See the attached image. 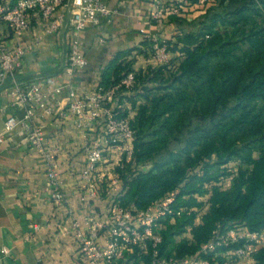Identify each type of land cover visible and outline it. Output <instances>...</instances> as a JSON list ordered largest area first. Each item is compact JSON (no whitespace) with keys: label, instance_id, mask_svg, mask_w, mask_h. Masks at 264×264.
Here are the masks:
<instances>
[{"label":"trees","instance_id":"16d2710c","mask_svg":"<svg viewBox=\"0 0 264 264\" xmlns=\"http://www.w3.org/2000/svg\"><path fill=\"white\" fill-rule=\"evenodd\" d=\"M218 7L205 13L199 32L171 45L184 58L168 82L145 89L132 119L135 162L122 174L124 194L114 197L145 209L181 188L174 208L185 211L162 232V253L197 252L219 223L264 229V0H220ZM166 67L152 72L153 81L164 80ZM128 72L116 61L101 85ZM173 141L181 146L171 148ZM148 162L152 168L141 171ZM188 228L194 242L176 246ZM255 259L264 264V248Z\"/></svg>","mask_w":264,"mask_h":264},{"label":"built area","instance_id":"2783aa9c","mask_svg":"<svg viewBox=\"0 0 264 264\" xmlns=\"http://www.w3.org/2000/svg\"><path fill=\"white\" fill-rule=\"evenodd\" d=\"M219 5L220 0H148L149 25L143 31V40L148 46L151 61L158 68L168 66L171 61L170 40L163 36L162 24L188 17L198 10L206 13ZM118 15L119 10L111 8L106 0H0V33L5 27V37L14 41L13 47L6 40L0 41V84L13 81L12 107L24 111L22 117L11 116L5 121L0 144L5 136L20 131L40 155L53 204L57 208L66 206L67 196L58 173L60 150L48 142L37 115L43 112L45 116L55 113L65 116L59 98L67 88L70 99L67 115L82 131L86 152L81 194L85 215L73 223L74 242L82 261L86 264H126L128 255L136 253L149 256V264H222L217 258L223 251L239 259L255 257L264 248V229L251 231L245 224H217L209 239L195 253L184 256H179L176 251L162 253L165 222L175 221L185 211L174 208L181 188L167 193L145 209H138L135 205L127 207L112 199L107 218L97 217L95 203L102 196L106 181L110 187L117 186L122 180L120 171L135 162L138 130L117 105L124 94L136 89L135 72H128L110 87L100 85L88 92L49 85L42 78L28 82L18 80V72L27 54L36 51L46 36L55 35L66 22L71 30L67 74L73 76L85 69L88 60L78 34L91 25L110 24ZM36 24L44 25V36L36 37L28 44L23 43L25 34ZM180 58H184L183 53ZM51 100L54 104L50 103ZM97 126L104 130L93 133ZM109 165L114 166L111 177L106 169Z\"/></svg>","mask_w":264,"mask_h":264},{"label":"crops","instance_id":"0c3cea01","mask_svg":"<svg viewBox=\"0 0 264 264\" xmlns=\"http://www.w3.org/2000/svg\"><path fill=\"white\" fill-rule=\"evenodd\" d=\"M106 2L111 8L119 10V15L113 22L91 25L78 34L82 51L88 60L85 69L73 76L67 74L71 30L66 22L55 35L46 36L36 51L27 54L18 72V80L28 82L42 78L49 85L68 86V89L72 87L79 89V92H88L101 85L106 71L116 61L128 65L136 77L142 73L143 78H146L158 69L149 58L148 46L143 40V31L149 25L148 0ZM192 17L189 15L181 19L192 21ZM181 19L162 24L163 36L176 42L180 36L181 27L178 23ZM6 32L4 27L0 33V41L6 40L13 47L14 41L5 37ZM44 34V25L36 24L22 41L28 44ZM180 54L170 51L171 58L179 57ZM143 87L148 85L137 81V89L140 91ZM13 90L12 80L0 84V135L3 134L4 123L9 117H22L24 114L22 108L12 107ZM133 98L134 100L126 93L117 103L123 115L131 119L137 116L140 105L145 103L140 97ZM59 101L65 110V116L57 113L45 116L43 112H39L37 121L43 126L48 142L60 150L58 173L67 196V204L61 208L53 204L44 164L37 150L21 132L15 131L5 136L4 142L0 144V264H86L80 258L74 242L73 227L74 221L81 220L85 215V207L81 203L84 184L82 171L86 162L83 133L74 126L72 117L67 115L70 103L67 88ZM50 103L54 104V100ZM96 130L101 133L104 129L97 126L93 128V133ZM152 166V162H148L141 166V171L147 172ZM113 167H106L110 177ZM122 194V181L114 187H110L106 181L103 194L95 203L97 217L105 220L110 201ZM174 224V220H169L164 231ZM197 224H200L199 220ZM182 234L183 238L180 235L175 237L176 246L186 240L190 244L194 242L191 228ZM217 259L222 264L257 263L255 257L239 259L224 251ZM149 262V256L136 253L128 255L126 264Z\"/></svg>","mask_w":264,"mask_h":264},{"label":"rangeland","instance_id":"374dc122","mask_svg":"<svg viewBox=\"0 0 264 264\" xmlns=\"http://www.w3.org/2000/svg\"><path fill=\"white\" fill-rule=\"evenodd\" d=\"M217 9L223 10V8H221V7H218ZM200 12H203V11H199L198 10V11H195V12H192L191 13V16H193L192 19H191L192 21H189L187 19L186 20L181 19L179 21L178 24L181 27L180 28V32H182V35H180L181 37L184 36V35H186V34L192 33V32L197 33V32L200 31L201 25H199V24L201 23L202 17L205 15V13L202 14ZM193 18H196V19H193ZM221 31H223V29H221ZM173 43H175V42L172 41V40L169 41V45H172ZM170 51H172L171 46H170ZM181 61H182V59L180 58V56L179 57H176L175 56V57H172L171 58L170 64L165 68V72L163 74V76H164L163 79L164 80H162V78H160V80H158V81H153V79H152L153 78V75L152 74L150 76H147L146 78L140 77V80H142L143 83H145L146 85H148V87H143V88L140 89V91L136 88L134 91H132L131 93H129V97H131L134 100L133 97L136 96V97H140L142 99V101H145L143 99V97H142V95L145 92V89H147V88H149V89L157 88V87H159L161 85V83L163 81L164 82H168L166 80H168V78L170 77L171 73L174 71V69L179 65V63ZM180 146H181V143L180 142L173 141L171 143V148H178ZM128 167L129 166H127L124 171H120V173L121 174H123V173L125 174L126 171L128 172ZM180 236H181V238L184 237L183 234H181ZM173 238H174V235H173ZM173 240H175V238Z\"/></svg>","mask_w":264,"mask_h":264}]
</instances>
